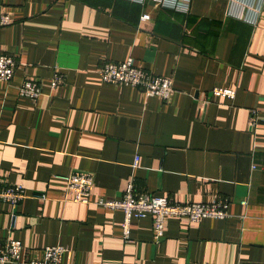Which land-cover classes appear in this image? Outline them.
I'll return each instance as SVG.
<instances>
[{
    "label": "crops",
    "instance_id": "0c3cea01",
    "mask_svg": "<svg viewBox=\"0 0 264 264\" xmlns=\"http://www.w3.org/2000/svg\"><path fill=\"white\" fill-rule=\"evenodd\" d=\"M0 12L12 18L0 52L16 60L0 81V185L26 191L0 201V245L20 240L24 260L62 244L66 264H264V0H0ZM128 57L172 78L168 101L101 79ZM25 78L41 96H19ZM75 170L93 174L89 203L64 200ZM130 178L178 202L227 199L228 215L167 217L159 241L147 215L125 237L123 212L96 200Z\"/></svg>",
    "mask_w": 264,
    "mask_h": 264
},
{
    "label": "built area",
    "instance_id": "2783aa9c",
    "mask_svg": "<svg viewBox=\"0 0 264 264\" xmlns=\"http://www.w3.org/2000/svg\"><path fill=\"white\" fill-rule=\"evenodd\" d=\"M148 18L142 14L141 19ZM12 18L7 13L0 12V26L8 25ZM16 60L12 55L0 52V81L9 82L14 74ZM104 82L128 85L139 88L146 96H157L164 102L168 101L173 91V80L170 77L153 74L138 68L132 57L120 62H105L98 70ZM61 79L60 74L54 73L49 85L54 88ZM214 96L233 99L235 90L230 87L215 86L212 88ZM43 93L42 84L31 78H25L18 86V94L21 97L36 99ZM251 126L256 124V117L251 111ZM137 157L134 164L136 165ZM64 179V200L89 203L94 177L91 172L75 170ZM26 196L25 188L19 183L0 185V201L17 205ZM96 203L123 212V235L128 237L129 226L134 219L151 216L153 236L159 241L164 236L165 219L167 217H186L191 222H199L205 217L224 218L228 215L227 199H214L211 202H178L171 197L140 193L136 190L133 178H130L125 186L123 196L119 199L98 198ZM246 200L242 201L245 204ZM13 220L16 214L12 215ZM23 244L18 239H8L0 245V262H17L21 264H66L62 260L65 246L62 244L49 245L42 250L40 259H27L22 256Z\"/></svg>",
    "mask_w": 264,
    "mask_h": 264
},
{
    "label": "rangeland",
    "instance_id": "374dc122",
    "mask_svg": "<svg viewBox=\"0 0 264 264\" xmlns=\"http://www.w3.org/2000/svg\"><path fill=\"white\" fill-rule=\"evenodd\" d=\"M98 70H99V69H98ZM58 74H59V73H58ZM99 75H100V74H99ZM51 78H52V77H51ZM61 78H62V77H61ZM60 81H61V79H60ZM60 81H59V82H60ZM39 83H40V82H39ZM58 84H59V83H58ZM58 84H57V85H58ZM111 84H112V83H111ZM132 87H133V86H132ZM54 88H55V87H54ZM136 88H137V87H136ZM156 97H157V96H156Z\"/></svg>",
    "mask_w": 264,
    "mask_h": 264
}]
</instances>
